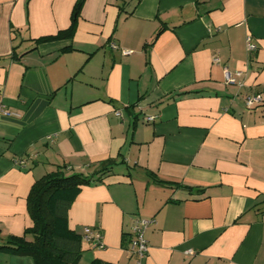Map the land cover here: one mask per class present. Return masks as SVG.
Returning a JSON list of instances; mask_svg holds the SVG:
<instances>
[{
  "label": "crops",
  "instance_id": "1",
  "mask_svg": "<svg viewBox=\"0 0 264 264\" xmlns=\"http://www.w3.org/2000/svg\"><path fill=\"white\" fill-rule=\"evenodd\" d=\"M76 1L0 0V244L31 223L35 180L107 166L68 210L104 245L82 239L77 264H133L138 218L142 264H264V0Z\"/></svg>",
  "mask_w": 264,
  "mask_h": 264
},
{
  "label": "trees",
  "instance_id": "2",
  "mask_svg": "<svg viewBox=\"0 0 264 264\" xmlns=\"http://www.w3.org/2000/svg\"><path fill=\"white\" fill-rule=\"evenodd\" d=\"M83 0H77L73 7L75 14ZM71 25L56 35H48L37 41L51 40L70 36ZM158 34V33H157ZM14 56V55H13ZM105 169L92 174L67 172L64 165L44 174L31 186L26 198L27 210L31 223L22 235H11L0 250L10 254L29 255L33 264H77L82 251V233L69 226L68 210L73 200L84 185L102 180ZM154 182L160 183L154 173H148ZM90 264H101L93 260Z\"/></svg>",
  "mask_w": 264,
  "mask_h": 264
},
{
  "label": "built area",
  "instance_id": "3",
  "mask_svg": "<svg viewBox=\"0 0 264 264\" xmlns=\"http://www.w3.org/2000/svg\"><path fill=\"white\" fill-rule=\"evenodd\" d=\"M245 46L248 53H253L257 49V45L252 40V38L247 35L245 37ZM113 48H117L116 44H112ZM121 53L124 55H127L131 53V50L121 49ZM214 61H218V57H213ZM242 75L243 72L241 70H234L231 71L227 69L226 67L223 68V77L224 81L231 84L236 85H242ZM245 105L248 108H252L257 104H260L262 101V98L259 94H249L244 99ZM115 114L117 116H121V112L118 110H115ZM155 116L154 115H146L144 116L145 122H152L154 121ZM152 222V219L147 218H138L134 221L132 227H131V245H130V251L134 255V261L133 264H142L143 258L147 255L148 252V243L145 238L144 232L146 227ZM83 239L85 240H92L94 241L96 247L103 248L102 243V234L100 230L93 229L91 227L85 226L83 229Z\"/></svg>",
  "mask_w": 264,
  "mask_h": 264
}]
</instances>
